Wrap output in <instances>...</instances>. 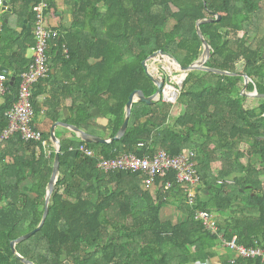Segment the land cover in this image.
I'll return each mask as SVG.
<instances>
[{"label":"trees","instance_id":"obj_1","mask_svg":"<svg viewBox=\"0 0 264 264\" xmlns=\"http://www.w3.org/2000/svg\"><path fill=\"white\" fill-rule=\"evenodd\" d=\"M41 1L47 3L45 14L58 18L57 0H9L14 25L0 12V67L8 71H0L5 89L0 134L31 62L33 6ZM62 2L70 7L72 22L53 27L48 72L34 85L30 101L32 127L43 141H50L63 108L70 113L65 123L94 135L88 127L102 118L104 136L114 137L129 96L136 90L147 98L156 92L142 62L161 50L183 67L192 64L202 52L200 20L220 17L199 25L210 46L205 66L239 75L189 72L174 103H133L124 135L112 143H86L68 132L69 138L60 140L59 178L44 225L17 244V252L35 264H264L260 258L230 262V254L222 252L233 238L239 246L264 250V98L246 108L240 75L250 80L247 92L264 95V35L249 42L264 0ZM41 116L45 131L38 126ZM82 144L94 157L78 150ZM41 145L19 133L0 143V264H10V242L42 218L55 154L49 160L25 155ZM158 150L171 156L194 153L200 185L192 202L173 172L159 175L153 189L141 173H104L97 167L100 159L152 156ZM8 154L11 165L3 164ZM227 179L233 184L217 183ZM169 204L177 210L176 221L161 218ZM197 211L214 215L215 232L195 219Z\"/></svg>","mask_w":264,"mask_h":264},{"label":"built area","instance_id":"obj_2","mask_svg":"<svg viewBox=\"0 0 264 264\" xmlns=\"http://www.w3.org/2000/svg\"><path fill=\"white\" fill-rule=\"evenodd\" d=\"M4 0H0V9ZM47 3L39 2L33 6L36 14V22L33 29L35 45L32 49L33 55L28 69L21 76V84L18 93V100L13 107L5 113L8 121L6 129L0 134V143L7 141L13 134L19 133L24 141H36L44 144L40 131L32 127L33 109L30 105L34 85L43 79L48 72L47 48L48 42L56 37V31L49 24L50 16L45 14ZM2 31V21L0 18V33ZM5 89L0 76V101H2ZM171 98V97H170ZM174 97L172 96L171 100ZM78 150L86 157H94V152L85 145H80ZM97 167L104 173L113 171H124L131 173H141L146 178V185L155 189V181L159 175L168 172L175 174L176 182L184 187L186 196L190 202L193 201L197 188L200 185V177L195 169L194 153L171 156L165 150H158L152 156L137 157L134 154H123L112 159H100ZM218 184H233L232 179L219 180ZM171 183H167L165 188L169 189ZM195 219L200 221L205 229L215 232L214 215L206 211H197ZM224 248L230 254V262L238 258L255 259L260 258L264 263V250L258 246L245 248L237 245L235 238L229 242H224ZM203 264H209L205 261Z\"/></svg>","mask_w":264,"mask_h":264},{"label":"water","instance_id":"obj_3","mask_svg":"<svg viewBox=\"0 0 264 264\" xmlns=\"http://www.w3.org/2000/svg\"><path fill=\"white\" fill-rule=\"evenodd\" d=\"M12 9L9 6V0H4L2 3V7H1V12H5L4 14V22L7 23L9 21V14L11 13ZM220 17L218 16L215 19H203L197 22L196 24V30L197 34L201 40L202 43V52L200 54V56L198 57L197 60H195L192 64H190L187 67H183L181 66L177 60L174 58V56L168 52L165 51H161L158 50L156 52H154L153 54H151L145 61L142 62L144 71L146 73V75L152 80L153 84L156 86V92L150 96V97H145L144 94L142 93V91L140 90H136L134 91L130 96L129 99L126 103V107H125V117H124V121L121 125V127L119 128L117 134L112 137V138H102L99 137L97 135H92L90 133L85 132L84 130L77 128L75 126L63 123V122H56L51 126L50 129V141L53 143V146L55 147V155H54V162H53V167H52V173L49 179V184H47L46 187V193H45V202H44V211L42 214V218L39 222V224L37 225V227H35L34 229H32L31 231L21 235L20 237L12 240L10 242V248L11 251L13 253V257L10 259V264H16L17 261L23 263V264H35L27 259H25L24 257H22L16 250V245L29 239L31 236H33L36 232H38L41 227L44 225V222L46 220L47 214H48V207H49V202H50V198L51 195L55 189L56 184L58 183V178H59V157H60V149H61V144L60 141L58 140V138L55 135V129L58 126H62L65 127L67 129H69L71 132H73L79 139H81L82 141L86 142V143H94V144H109L112 143L113 141H117L119 140L125 133L127 126H128V122L131 116V110H132V105L133 103L136 102H143V103H147V104H151L155 101H158L160 99H162L165 102H172L174 103L178 97V94L176 91L180 90V88L182 87V83L185 80V78L187 77L189 72L192 71H203V72H211L217 75H226V76H234V75H239V74H233V73H229L226 71H222V70H218V69H214V68H209L206 67L205 64L207 62V60L210 57V46L208 45V43L206 42V40L204 39V37L201 34V30L199 29V25L200 23H205V22H213L215 20H219ZM150 60L154 61V66H149L148 62ZM163 63H167L170 66H173L174 71L179 72V80L177 82V88L174 87L173 85H170L169 83H165V79L160 76L158 74V67L162 66ZM0 71H3L5 73H7L8 71L2 67H0ZM243 78H244V87L241 91V95L243 97H258V98H264V95H260L257 94L256 91L254 92H247V86L250 82V80L248 79V77L245 74H240ZM172 89V96L174 97L173 100H170V98L168 99V97L165 94V90L166 89ZM224 233V231H223Z\"/></svg>","mask_w":264,"mask_h":264},{"label":"crops","instance_id":"obj_4","mask_svg":"<svg viewBox=\"0 0 264 264\" xmlns=\"http://www.w3.org/2000/svg\"><path fill=\"white\" fill-rule=\"evenodd\" d=\"M0 12H1V9H0ZM57 15H58V18L51 16L50 19H49V24L51 26H53V27L61 23L60 16L63 15L62 11H57ZM8 18H9V21L11 22V24L14 25L16 20L13 19L12 17H8ZM32 55H33V52L31 54V56H29L28 53H27V57L28 58H31ZM166 90L168 92H171L170 89H166ZM69 117H70L69 111L67 110V108H63L62 114H61V118H60L61 119L60 122L65 123L64 120L69 118ZM37 122H38L39 128L42 131H45V129L47 128L46 120H44V118L41 116V117L38 118ZM105 125H106V121L104 119L96 118L90 124V127H88V128L94 133V135H97V136L102 137V138H107L106 136H104V132H105V128L104 127H105ZM81 129L84 130V126ZM68 132H71V131L69 129L65 128V127H62V126H58L55 129V135H56V137L58 138L59 141L62 140V139L69 138V133ZM52 154H55V147L53 146V143L51 141L48 142L46 140H45L44 144H42L40 147L39 146L38 147L31 146L29 148V150L25 151V155H27V156H31L32 155V156L36 157V159H38L41 156L44 159L49 160ZM3 159H4L3 160V164L11 165L13 163V155L8 154ZM53 162H54V158L52 159V162H51V166L52 167H53ZM48 166H50V164H48ZM2 169H3V166L0 165V170H2ZM222 252L228 253V251H226L224 248L222 249ZM222 252H220V253H222Z\"/></svg>","mask_w":264,"mask_h":264},{"label":"rangeland","instance_id":"obj_5","mask_svg":"<svg viewBox=\"0 0 264 264\" xmlns=\"http://www.w3.org/2000/svg\"><path fill=\"white\" fill-rule=\"evenodd\" d=\"M56 5H57L59 11H62V13H63L62 17L60 18L61 24L62 25L70 24L72 22L71 14H70V7H68L67 5H64L62 0H57ZM253 31H254V33L252 35L251 40H249V42L254 41L257 36H263L264 35V9L262 12L259 13V16L257 19L256 31H255V29ZM241 35H242V33H239V36H241ZM31 54H32V51H28V55L31 56ZM153 64H154L153 60H150L148 62L149 66H154ZM162 73H164V75ZM158 74L160 76H162L164 79H166V76H167V81L169 80L167 83H169L170 85H173L176 88L178 87L177 82L179 79V72L174 71L173 66H170L167 63H163L162 66L158 67ZM168 78H170V79H168ZM171 92H172V90H171ZM176 92H177V94H179V90ZM171 98H172V96H171ZM171 98H170V100H171ZM258 103H259V98L247 97L244 105L246 108H253V107L257 106ZM149 192L153 193V191H149ZM160 215H161V218L164 220L169 219V220L176 221V219L178 218L177 210L173 204H169V205L164 206L161 209Z\"/></svg>","mask_w":264,"mask_h":264},{"label":"bare ground","instance_id":"obj_6","mask_svg":"<svg viewBox=\"0 0 264 264\" xmlns=\"http://www.w3.org/2000/svg\"><path fill=\"white\" fill-rule=\"evenodd\" d=\"M166 68V67H165ZM180 79V78H179ZM178 79V80H179ZM170 90H172L171 88H169ZM165 93H169V94H172V92H168L167 90H165ZM173 95V94H172Z\"/></svg>","mask_w":264,"mask_h":264},{"label":"flooded vegetation","instance_id":"obj_7","mask_svg":"<svg viewBox=\"0 0 264 264\" xmlns=\"http://www.w3.org/2000/svg\"><path fill=\"white\" fill-rule=\"evenodd\" d=\"M23 257V256H22ZM72 260V258H70ZM65 264H69V261H64ZM23 264V263H22Z\"/></svg>","mask_w":264,"mask_h":264}]
</instances>
